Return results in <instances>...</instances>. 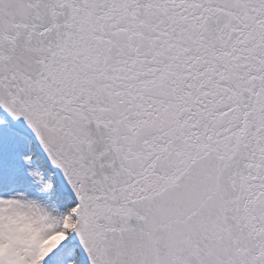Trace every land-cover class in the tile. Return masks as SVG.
Returning <instances> with one entry per match:
<instances>
[{
  "label": "snow or ice",
  "instance_id": "snow-or-ice-1",
  "mask_svg": "<svg viewBox=\"0 0 264 264\" xmlns=\"http://www.w3.org/2000/svg\"><path fill=\"white\" fill-rule=\"evenodd\" d=\"M0 264H264V0H0Z\"/></svg>",
  "mask_w": 264,
  "mask_h": 264
}]
</instances>
